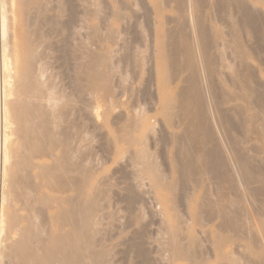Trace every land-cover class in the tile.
I'll return each mask as SVG.
<instances>
[{
	"label": "rangeland",
	"instance_id": "rangeland-1",
	"mask_svg": "<svg viewBox=\"0 0 264 264\" xmlns=\"http://www.w3.org/2000/svg\"><path fill=\"white\" fill-rule=\"evenodd\" d=\"M14 1L15 0H0V173L2 171V165L4 167L3 155L4 150L6 149V144L4 142V128L2 127V125H4V103H9L7 99L11 98L16 100L18 98V94H15L16 96L11 94L12 96L8 97L5 95L7 98H5L3 95V92L5 94V91L8 90V86H6L8 82L5 78L7 73L5 70L2 71L1 68V58L3 56V51L6 50L5 53H9L8 57L12 65V76L16 74L17 70L21 68L23 64H25L26 57H28L27 55L30 54L31 56L29 55L30 57L28 58L29 61L30 58H32L31 61L33 63L32 64L30 61V69L32 68L34 75L36 77L38 76L39 81L41 79L42 81L45 80L44 82L52 87V98L46 97V99L44 98V100H40V108H44V110L51 113V115L53 114L51 116L47 113L46 118L49 123L51 122L50 126L54 131L53 135H56L53 136L54 146L52 143V147L47 150L48 156L46 155L42 158H35V161L47 164L56 163L59 168L58 174L60 176L63 174L62 176L64 177V172H61L62 174H60V170L64 171L63 164L61 162V164H59L58 162L60 157L64 153V147L62 143L64 137L63 133L66 131V128H68L69 130V128H71V126L75 124V127H72L75 129L69 132V136L76 132L77 135L75 134V136L79 141L72 140L73 135L72 139L69 137V141L73 142L70 143L71 147L74 148L79 146L81 148V154L78 158V160L80 159L81 161L79 160L78 162L80 164L82 162V168L84 167L85 169H83L86 170V172L88 171L87 173L90 175L89 188L87 191L90 195H94L95 192V197L97 196L96 209L95 212L91 215V218H93L95 221L93 227L91 226L92 228L90 227V229L88 230V235H91V243L90 247H88L87 249V253H90L92 255V253H100L101 250H104V252L107 251L106 254L104 253V256H102V264H187V260H180L175 258L173 259L172 251L170 250L171 247L170 245H168L170 244L169 236H171V234L167 233V230L172 227L174 223H178L180 221V225L178 223V226L179 228H183V230L180 229V232H183L177 235L178 241L180 242V244L182 243V245L187 246L189 244V247L193 246V252L195 251L193 254H195L197 259L203 260L204 264H229L230 262V264H264V255L263 257L256 258V256L254 257V255H251L248 251L255 248H262L261 250L264 251V232L262 226L264 224L261 223H264V150L261 149L263 145L260 146V138L257 135L258 133L255 132V127H253H257L258 123L264 119V0H184L185 3H183V6L180 4L179 0H37L36 4L38 6L36 4H32L34 8H32L31 4L30 7V5H26L25 3H23L26 0H16L15 3ZM4 2L6 4L5 7L7 8L2 9L3 7L1 6ZM179 4L181 6H179ZM179 7L183 8L179 9ZM43 8L45 11L43 10ZM24 9L25 14L23 11ZM40 10H42L43 12ZM2 12L6 13L7 17H12V15L14 16L10 20V23L5 20L10 24V28H7V44L4 43L5 41L2 42L3 40H1V30L3 29V25L5 24L4 26L7 27L6 22H2V15L4 14ZM31 19H33V21H31ZM232 19L234 24L232 22ZM34 27L36 28V30L34 29ZM237 28L239 31L237 30ZM217 29L219 30V33H223L218 35L220 37H217V35H215V32L218 31ZM200 30H202V36ZM38 31L43 35H40L42 36V39H40L41 41L31 40L33 39V32ZM236 31H238V33ZM103 33H105L106 35ZM235 34H237L236 37L239 38L237 39V42L240 43L236 44L241 45L240 47H245L244 49H246L247 52L249 51L248 54H251L248 55V58H246V63H242L243 60L239 62L240 60L238 59L241 58H239L236 52L238 50L233 47V45L235 44V42L233 41V36L235 37ZM203 35H205L204 37H206L208 41L210 40L209 54L210 56L212 55V61L214 60L212 62L213 65L211 64L214 68L212 77L210 74H208L210 75V78L209 76H207L206 70H204V67L206 68V66L203 65L205 64V62L204 59L202 61L203 56H201L202 52L200 47L202 40L201 38L199 39V37H203ZM27 38L29 40H27ZM111 38L113 39V41ZM187 38L190 41L191 46L193 47V51H195L194 66H196L195 74L198 76V82L196 83H199L196 84L197 86H193V82L191 81V76L195 75L193 74L195 71L193 72L191 69H188L189 67H187L186 65L185 66L187 69H184V66V68L180 66L183 62H185L186 55L183 53L185 51H179L178 54H176L177 52L174 51V44H182V41ZM215 39L219 42H217ZM28 41L34 42H30L29 44ZM232 41L234 42V44ZM241 43L243 44V46ZM236 44L234 46H237ZM3 46L5 48L4 50H2ZM231 46L233 47V49L235 48V51L233 50L232 52ZM29 47H33L34 50ZM81 47H83V49ZM27 49L29 50V54L28 51L26 52ZM30 49L32 50L33 55L31 54ZM37 50L38 52H35ZM83 52H85L86 54H84ZM162 55L166 59H163V67L164 75H167L168 79L178 71L175 70V72L171 73L172 71H174L173 67H175L172 65L171 61H175L176 57L177 60L181 62L180 64V62L176 60V62L180 64L179 68H183L181 71H178L179 74L177 79H173V82H170L168 84V90L170 91L171 99L174 100V104L178 101H176L175 98L178 99L179 92L181 94L183 90H188L189 88L190 90L194 89L195 87L198 88V90H200L201 92V95L204 97L203 98L201 96L202 100L204 99L203 101L206 104L205 106L207 111L205 110V117H203L205 120H209L208 122L210 124V132L214 134L213 138L217 139H215L214 142L216 141L215 143L218 145L219 154L221 156V162L219 163V165H217L216 168L218 175L221 176L220 178L217 177V183L220 182V185L216 183V177L212 174H208L207 179H205L204 181H199L193 173L187 170V166H184V164H187L190 160L187 159V157L190 156L188 152L189 148L192 146L190 145V141L188 142L184 139L177 140L179 139L177 137L181 136V132H185L187 128L191 130L192 126L191 124H189L188 126V123H185V117L183 118V116L185 115L184 112H180L182 110L178 105L179 102L176 103L175 108L173 109L175 112L172 123L168 124L165 116L162 114L164 108L161 104V98L164 95V89L161 85L162 75L160 73L159 62V57ZM95 56L100 61L98 62V65L100 64V66L103 59H109L107 60L109 68L106 67L105 69L107 70L104 69V71L109 72L111 70L110 74L108 73L110 76L109 80L111 82V95L110 93L109 95H107L108 99H105L106 96L104 98L103 93H100L103 96L99 95L98 92V94H95V92L92 93V89H89L87 88L89 86H86V84L88 83H85L87 82V79H85L86 77H84L85 74L83 72L87 69L89 62L92 60V58H95ZM106 56L107 58H105ZM102 57L103 59L100 60L99 58ZM16 60L19 61L16 62ZM37 64L39 66H37ZM166 64L168 67H166ZM178 64L176 66L177 68ZM80 68L81 72L79 71ZM239 71L241 72V74L246 73V80L245 78L242 79ZM229 74L231 75V77ZM80 75L82 76V78L84 77V79H82ZM234 78H237V80H235ZM239 78L242 79L244 83H246V86L248 84L249 87L247 86L246 88L253 90V93H251L250 91V94L248 93L250 97L249 99H252L249 100L250 103L248 104L250 106L248 105V107L250 108L245 111L246 114L244 112H241L239 114V110L235 109L238 104L243 105V101L236 100L226 102L225 96L222 94L225 93V91L232 93L235 91L237 92L238 89L234 91L232 89L235 88L233 86L235 85V83H242L240 82ZM76 79H81L82 83H80V81ZM233 79L235 82H233ZM211 82H214V84ZM82 84L85 87L82 86ZM221 84L223 85L221 86ZM209 85H212L211 88H213V90H215L214 88L216 87L215 91H217L219 95L222 94V96H224L223 98L225 103L222 104V107L223 110L226 111V113H224L229 114H227L229 116H227V118L229 119L227 123L229 125L224 124L223 126V124H220L221 122H219V116L217 115L216 109L212 103L213 94L212 89L211 91H209ZM254 91H256V93ZM15 93L17 92L15 91ZM13 96L15 97L13 98ZM254 98L256 100L259 99L258 102L262 104H259ZM67 99L68 105H64L67 102ZM236 102L237 105H235ZM256 103H258L259 105L257 104V106ZM231 107L234 110H232ZM259 108L263 113L260 114V118L262 119H257L256 121L255 118H253L254 120H251H253L254 125L253 122L251 123V121H249V123L248 120L247 122L245 121L246 123L244 122V124H246L244 125L241 121V116L246 118L248 116L247 113H249V116H251L253 113V115H255L260 112V110L258 111ZM256 111L258 112L255 113ZM58 113L60 115H58ZM175 114H178L177 118H182L177 119L175 117ZM63 116L65 117L63 118ZM125 117L128 119H126ZM123 118H125L126 120H123ZM129 118H131V120L133 121H139V119L145 118V129L137 128V131L135 130L134 133L136 136H143L144 133H146L144 146L146 150L148 149L149 153L151 152L150 155L152 156L156 164L158 163V168L161 171L163 178L165 177L164 180H167L166 182H173V178H175V182H173L175 183V188L173 190L170 188H158L155 185L153 186L154 183H151L152 181L145 178V176L140 177L139 171L141 170V166L137 164L132 158V150H134V147H132L131 149L128 144L117 142L115 136L116 132L113 129L114 127H116V125L118 127L120 126V123L122 124V122H125L127 120L129 121ZM174 118L177 124L175 123ZM35 120L36 119H34V121ZM37 120L36 122L39 121ZM180 120L181 122H179ZM12 121L14 120L11 119L10 121V137L8 140V147L10 149L11 146L12 148H14V146L17 145L16 143H19V139L16 138V132H13L15 131L17 124ZM230 121L232 122L230 123ZM79 123L82 125L80 126ZM247 123L248 126L250 125L249 127H247ZM227 125L228 127H226ZM81 127L85 131L82 130ZM245 128L246 132H244ZM175 133L178 135L174 139V137L176 136ZM203 133L206 138H203L205 137ZM203 133L201 139L205 140H202V142L204 141V143L206 142V145L208 144L209 147H212L210 146L212 145L210 138L205 132ZM12 134H14L15 137H13ZM172 134L174 137L170 136ZM82 135H84V138ZM75 136L74 139H76ZM80 136H82V138H80ZM181 143L183 144V146L185 144V146L183 147ZM128 146L129 150L131 149L130 151L132 153L129 152ZM138 147L140 146H135V148ZM236 151L240 152V157L243 159V163L242 160L237 161L238 158L237 156H235ZM11 152L13 153V151ZM9 154L11 156V153ZM14 156L15 153L10 157L11 161L14 160ZM56 158L58 160H56ZM84 163H86V165ZM13 170H15V168ZM18 173L26 174L27 172L26 169L25 171L22 169L19 170ZM60 176L58 178H60ZM223 176L224 179L222 178ZM195 177L197 178V180ZM227 178L229 181L227 180ZM257 181H259V183ZM97 187L99 188V190H97ZM55 189L56 190L50 188L48 189L47 187L43 188V191L51 197L52 202H54L55 204L53 203L52 206H49L47 208L45 207L41 211L42 214L39 215V218H36V222H44L43 226L45 227L46 225L45 228H49V230H47V232L45 233H49L51 232V230L54 232H56L57 230L58 233V229H60L59 232L63 231L62 233H65L68 228H70V225L61 223L63 222L61 221L62 218L60 220L58 218L56 219L58 223L56 220L53 222L51 215H53V213L55 214L57 210L61 211V209L58 208L60 205V208L63 206L62 210H64L65 208L68 209V207L72 205L71 202H67L66 199H64L66 195H70L72 194V192L68 190L64 191L63 189L59 188ZM93 189L95 190L93 191ZM10 191L11 190L8 179L6 178V180H3V176L1 177L0 174V213L3 208H5L9 203L12 202ZM3 199L4 201L2 203ZM66 203L69 204V206ZM198 203H200L199 206L201 208H199ZM38 204L39 203L37 202L35 205L37 206ZM203 204L204 206H202ZM218 205L221 207H219ZM19 206L20 204L15 205V208H17L16 213H18V216H20V218H22L23 220L21 219L18 224L19 226L20 224H23L21 225V227H23L24 224H27V220H29L27 217H32L33 214L29 213L25 208H20L21 206ZM204 209L207 210L203 212ZM219 209L222 211L225 210L223 212V215H221L222 212L219 211ZM225 212L227 215L225 214ZM197 213L198 216L197 218H195V214ZM175 214L179 216L176 218V216H174ZM21 215L24 217H21ZM44 215L50 216L47 217ZM199 216L200 219H198ZM227 217L228 219L230 218L229 221ZM177 219L178 222H176ZM196 219L197 221L200 220V223H196ZM224 219H226L227 221ZM46 220L49 222V224H45ZM220 228H224V232L222 231L223 229ZM225 229L228 231H226ZM215 234H220V236L215 237ZM222 234L224 238H221ZM192 235L194 238L192 237ZM19 237L20 232L17 230V228H11L7 223L6 227H4V233L0 234V264H19V262L21 261V256L18 251L19 245L16 246V243L20 239ZM189 237H192V240L195 239V242L193 241L192 243H188ZM213 239H216V241L218 242ZM196 240L198 242H196ZM196 244L198 245L195 247ZM197 247L200 250H197ZM16 251L17 253H15ZM224 254H231L229 256L230 260L227 258L229 261L225 258Z\"/></svg>",
	"mask_w": 264,
	"mask_h": 264
},
{
	"label": "bare ground",
	"instance_id": "bare-ground-1",
	"mask_svg": "<svg viewBox=\"0 0 264 264\" xmlns=\"http://www.w3.org/2000/svg\"><path fill=\"white\" fill-rule=\"evenodd\" d=\"M23 1V0H22ZM46 1V0H45ZM168 1V0H167ZM6 2V1H5ZM5 2L3 3V5L1 7H3L2 9L4 8H7L5 7ZM16 2V0L14 1V3ZM180 4L183 6L185 3L184 0H179ZM231 2V1H230ZM13 3V2H12ZM23 3H25L26 5H32V4H36L37 3V0H26L24 1ZM44 3V2H43ZM47 3V2H46ZM81 3V2H80ZM83 3V2H82ZM243 3V2H242ZM39 4V2H38ZM87 4V3H86ZM179 4V6H181ZM210 4V3H209ZM30 5V7H31ZM37 5V4H36ZM80 5V4H79ZM83 5V4H82ZM89 5V4H88ZM111 5V4H110ZM168 5V4H167ZM190 5V4H189ZM244 5V4H243ZM35 6V5H34ZM38 6V5H37ZM36 6V7H37ZM71 6V5H70ZM86 6V5H85ZM192 6V5H191ZM225 6V5H224ZM242 6V5H240ZM45 7V6H44ZM89 7V6H88ZM161 7V5H160ZM226 7V6H225ZM32 8L33 5H32ZM180 8H183V7H179ZM231 8V7H229ZM241 8V7H240ZM240 8H239V11H240ZM36 9V8H35ZM119 9V8H118ZM223 9V7H222ZM243 9V8H242ZM6 10V9H5ZM4 10V12H5ZM29 10V9H28ZM27 10V11H28ZM32 10V9H31ZM38 10V9H37ZM44 10V8H43ZM82 10V9H81ZM177 10V9H176ZM24 11V14H25V9L23 10ZM33 11V10H32ZM42 11V10H40ZM45 11V10H44ZM113 11V10H112ZM115 11V10H114ZM180 11V10H178ZM228 11V10H227ZM2 12V13H4ZM35 12V11H34ZM43 12V11H42ZM92 12V11H91ZM182 12V11H181ZM112 13V12H111ZM217 13V12H216ZM234 13V12H233ZM232 13V14H233ZM5 14V16H4ZM1 17H2V22H4L5 20H7L9 23L11 22L10 20L14 17L12 15V17H7L6 13H4ZM39 14V12H38ZM77 14V13H76ZM81 14V13H80ZM119 14V13H118ZM228 14V13H227ZM30 15V14H29ZM83 15V14H82ZM85 15V14H84ZM114 15V13H113ZM117 15V14H115ZM239 15V14H238ZM247 15V14H246ZM42 16V15H40ZM74 16V15H73ZM76 16V15H75ZM91 16V15H89ZM181 16V15H180ZM47 17V16H46ZM119 17V15H118ZM220 17V16H219ZM42 18V17H41ZM71 18V17H70ZM74 18V17H73ZM182 18V17H181ZM215 18V17H214ZM1 19V18H0ZM36 19V18H35ZM46 19V18H45ZM56 19V18H55ZM79 19V18H78ZM118 19V18H117ZM249 19V18H248ZM57 20V19H56ZM70 20V19H69ZM72 20V19H71ZM74 20V19H73ZM120 20V19H119ZM221 20V18H220ZM239 20V19H238ZM247 20V19H246ZM28 21V19H27ZM31 21H33V19H31ZM48 21V20H47ZM82 21V20H81ZM84 21V20H83ZM202 21V20H201ZM217 21V20H216ZM245 21V19H244ZM6 22V21H5ZM75 22V21H74ZM232 22H233V19H232ZM231 22V23H232ZM242 22V21H241ZM9 23L6 22L7 24V27L4 26L3 24V29L1 30V40H3L2 42H4L5 44L6 43V36H7V28L9 27ZM35 23V22H34ZM180 23V22H179ZM209 23V22H208ZM223 23V22H222ZM228 23V22H227ZM246 23V22H245ZM248 23V22H247ZM74 24V23H73ZM89 24V23H88ZM225 24V23H224ZM223 24V25H224ZM234 24V22H233ZM66 25V24H65ZM96 25V24H95ZM110 25V24H109ZM200 25H201V22H200ZM226 25V24H225ZM230 25V24H229ZM238 25V24H237ZM244 25V24H243ZM27 26V25H26ZM30 26V25H29ZM36 26V25H35ZM41 26V25H40ZM90 26V25H89ZM105 26V25H104ZM108 26V25H107ZM222 26V25H221ZM236 26V25H235ZM6 27V28H5ZM32 27V26H31ZM30 27V28H31ZM83 27H84V24H83ZM200 27V26H198ZM203 27V26H202ZM237 27V26H236ZM10 28V27H9ZM93 28H94V25H93ZM110 28V27H109ZM108 28V29H109ZM149 28V27H148ZM228 28V27H227ZM232 28V27H231ZM27 29V28H26ZM25 29V30H26ZM32 29V28H31ZM34 29L36 30V28L34 27ZM33 29V30H34ZM70 29V28H69ZM97 29V28H96ZM103 29V28H102ZM118 29V28H117ZM183 29V28H182ZM233 29V28H232ZM243 29V28H242ZM29 30V29H28ZM39 30V29H38ZM83 30V29H82ZM112 30V29H111ZM206 30V29H205ZM218 30V29H217ZM238 30V28H237ZM30 31V30H29ZM27 31V32H29ZM40 31V30H39ZM33 32L34 35H33V39L31 40H40L42 39V34L41 32ZM74 31V30H73ZM86 31V30H85ZM130 31V30H129ZM216 31V30H215ZM214 31V32H215ZM239 31V30H238ZM238 31H236L238 33ZM88 32V31H87ZM111 32V31H110ZM113 32V31H112ZM165 32V31H164ZM197 32V31H196ZM201 32V36H202V30H200ZM211 32V31H210ZM213 32V33H214ZM243 32V31H241ZM93 33V32H92ZM173 33V32H172ZM170 33V34H172ZM183 33V32H182ZM185 33V32H184ZM222 33V32H221ZM221 33H219V30L217 32H215V35H217V37H220L218 35H220ZM230 33V32H229ZM235 33V32H233ZM88 34V33H87ZM105 34V33H103ZM114 34V33H113ZM112 34V36H113ZM204 34V33H203ZM223 34V33H222ZM30 35V34H28ZM27 35V37H28ZM42 35V36H40ZM46 35V34H45ZM95 35V34H94ZM101 35V34H100ZM106 35V34H105ZM108 35V34H107ZM176 35V34H175ZM192 35V34H191ZM199 35V34H198ZM237 34H235V37H236ZM47 36V35H46ZM90 36V35H88ZM92 36V34H91ZM205 35H203V37H199V39L201 38V52H202V55L203 58H202V61L204 59V62L206 66V68L204 67V70H206V73H207V76H209L210 78V75L212 77V74L214 72V68L212 67V55L210 56L209 54V46H210V40L208 41V39H206V37H204ZM242 36V35H241ZM246 36V35H245ZM45 37V36H44ZM100 37V36H99ZM111 37V36H110ZM116 37V36H115ZM177 37V36H175ZM185 37H188V36H185ZM213 37V36H212ZM234 38V42L235 44L238 43L240 44L239 42H237V39L239 38ZM24 38V37H23ZM32 38V37H31ZM78 38V37H77ZM93 38V37H92ZM97 38V37H96ZM114 38V36H113ZM167 38V37H166ZM169 38V37H168ZM215 38V37H214ZM26 39V38H25ZM90 39V38H89ZM99 39V38H98ZM112 39V38H111ZM165 39V38H164ZM178 39V38H177ZM183 39V38H182ZM222 39V38H221ZM230 39V38H229ZM27 40H29L27 38ZM168 40V39H166ZM213 40V39H212ZM216 40V39H215ZM225 40V39H224ZM25 41V40H24ZM34 41H28L29 44L30 42L33 43ZM41 41V40H40ZM48 41V40H47ZM75 41V40H74ZM98 41V40H97ZM113 41V39H112ZM176 41V40H175ZM217 42H219L218 40H216ZM222 41V40H221ZM231 41V40H230ZM232 41V42H233ZM8 42V41H7ZM73 42V41H72ZM93 42V41H92ZM91 42V43H92ZM111 42V41H110ZM136 42V41H135ZM183 43L180 45L178 43L174 44V51L177 52L176 54H178V52H183V50L185 52H183L185 55H186V58H185V62L181 64L180 61L177 60V57L175 58L178 62H180V64H178V62L175 61H171L172 62V65L175 66L173 67L174 71H172L171 73L175 72V70L177 71H181L184 67V69H187V67H189L188 69H191L193 72L196 70V66H194V61H195V54L193 51V47L191 46V43L190 41L187 39L183 40L182 41ZM215 42V41H214ZM233 42V44H234ZM25 43V42H24ZM36 43V42H35ZM88 43V42H87ZM230 43V42H229ZM244 43V42H243ZM46 44V43H45ZM98 44V43H96ZM117 44V43H116ZM141 44V43H140ZM139 44V45H140ZM232 44V45H233ZM234 44V45H235ZM236 44L237 46H234L238 51L237 54L239 56V58L241 59H238L240 60L239 62H241L242 60V63H246V58H248V55H251V54H248V52L246 51V49H244L245 47H240L241 45H238ZM242 44V43H241ZM245 44V43H244ZM39 45V44H38ZM200 45V44H199ZM222 45V44H221ZM226 45V44H225ZM230 45V44H229ZM5 46V45H4ZM2 48V50H4L5 48ZM85 46V45H84ZM99 46V45H98ZM148 46V45H147ZM171 46V44H170ZM173 46V45H172ZM243 46V44H242ZM6 47V46H5ZM44 47V46H43ZM68 47V46H66ZM86 47V46H85ZM84 47V48H85ZM141 47V46H139ZM224 47V46H223ZM230 47V46H229ZM232 47V46H231ZM233 47L231 48L232 49V52L233 50ZM260 47V46H259ZM29 48H32L34 50L33 47H29ZM41 48V47H40ZM80 48V47H78ZM83 49V47H81ZM87 48V47H86ZM101 48V47H100ZM215 48V47H214ZM219 49V48H218ZM221 49V48H220ZM224 49V48H223ZM227 49V47H226ZM225 49V50H226ZM229 49V48H228ZM260 49V48H259ZM31 50V49H30ZM77 50V49H76ZM85 50V49H84ZM222 50V49H221ZM6 51V50H5ZM5 51H3V56L1 58V65H2V71L5 70L7 75H6V81L8 82V84L6 86H8V90L5 91V94L3 92V95L5 98H7L8 96H12L11 94L15 95V94H18V98L16 100L14 99H7L9 101V103L7 104L4 103L5 105V113H4V125H2V127L4 128V142L6 144V149L4 150V155H3V163H4V167L2 165V171H1V177L3 176V180H6V178L8 179L9 181V185H10V195H11V198H12V202L9 203L5 208L2 209L1 213H0V234L4 233V227H6L7 223L10 225L11 228H17V230L20 232V239L19 241L16 243V246L19 245V253H20V256H21V261L19 262V264H102L101 261L102 260V256H104V253L106 254V252H104V250H101V252L94 254L92 253V255L90 253H87L88 252V247H90V243H91V235L89 236V232L88 230L90 229V227L92 226L93 227V224H94V219L91 218V215L92 213L95 212V209H96V205H97V199L95 197V192H94V195H90L88 193V188H89V181H90V178H89V174L86 172V170H84L82 168V162L81 164L78 162V158L80 157V154H81V151H80V147H71V144L70 143H73V142H70L69 139L71 138L72 139V135H73V139L72 140H77V137L75 136V134L77 135V133H73L71 132L72 135L69 136V132L71 130H74L75 128H72V127H75V124H73V126H71V128H66V131L63 133L64 134V137H63V149H64V153L63 155L60 157L59 159V164H63V170H60V174H62L64 172V177L61 175L58 174L59 172V168L57 166L56 163H52V164H47V163H43V162H38V161H35V158H42L43 156H48L47 154V150L49 148L52 147V143H53V146H54V142H53V136H56V135H53V130L50 126L51 122L49 123V121L47 120L46 118V114H50L49 112L45 111L44 108H40V100H44V98L46 99V97L48 98H52L51 96L53 95L52 93V87L49 86V84L45 83L44 81H42V79L39 81V78L38 76L36 77L32 71V68L30 69V65L32 63L31 59L30 58V61H29V58L31 55L29 54V50L27 49L26 52L28 51V54L30 55H27L28 57H26V62L25 64H23V66L21 68H19L16 72V74L14 76H12V65H11V61L8 57V54L5 53ZM235 51V50H234ZM31 54L33 55L32 53V50L30 51ZM34 52V51H33ZM35 52H38L35 51ZM80 52V51H79ZM107 52V51H106ZM147 52V51H146ZM231 52V53H232ZM75 53V52H74ZM84 54H86L85 52H83ZM99 53V52H98ZM104 53V52H103ZM111 53V52H110ZM211 53V52H210ZM220 53V52H218ZM91 54V53H90ZM94 54V53H93ZM108 54V53H107ZM149 54V53H148ZM168 54V53H167ZM175 54V55H176ZM183 54V55H184ZM42 55V54H41ZM72 55V54H71ZM97 55V54H96ZM102 55V53H101ZM104 55V54H103ZM218 55V54H217ZM36 56V55H35ZM74 56V55H73ZM221 56V55H219ZM232 56V55H231ZM236 56V55H235ZM40 57V56H39ZM45 57V55H44ZM43 57V59H44ZM91 57V56H90ZM99 57V56H98ZM101 57V56H100ZM86 58V56H85ZM107 58V56L105 57ZM226 58V56H225ZM228 58V57H227ZM238 58V57H236ZM28 59V61H27ZM100 60L103 59L102 58H99ZM163 59L164 56H160L159 57V62H160V73L162 75V80H161V85H162V88L164 89V95L163 97L161 98V104H162V107L164 108L162 114L165 116V119L166 121L168 122V124L172 123L173 121V116H174V108H175V105L177 102L180 109L182 111H179L180 112H184V115L183 118L185 117V120L186 121L185 123H188L187 125L189 126V124H191L192 126V129L190 130L189 128H187V130H185V132H181V136H178V134H176V136L174 137L173 134L170 135V136H173L174 139L177 137L179 139L177 140H187L188 142L190 141V145L193 147H190L189 148V155L187 157V159H190L188 161L187 164H184V166L186 167L187 166V170L190 171L191 173H193L199 181H204L205 179H207V176L208 174H212L216 177V183L218 182V178H220L221 176L218 175V172H217V165H219V163L221 162V156L219 154V150H218V145L214 142V139L213 138V135L210 131V124H209V120H205L204 117H205V110H206V104L204 103V99L202 100V95H201V92L200 90H198V88H194L192 90H190V88L187 90H183V92H179V97L178 99H176V103L174 104V100L171 99V94H170V91L168 90V84L170 82H173V79H177L178 77V74L179 72H175V74H173L172 77H170L169 79L167 78V75H164V67H163ZM169 59V58H168ZM184 59V58H183ZM24 60V59H23ZM38 60V59H37ZM41 60V59H40ZM81 60V58H80ZM109 60V59H107ZM107 60L106 59H103L101 62V66L100 64L98 65V62H100L98 60V58H92V60L89 62L88 66H87V69L83 72L85 75L84 77H86L85 79H87V82L85 83H88L86 84V86H89L87 88L89 89H92V93L95 92V94L98 92L99 95H102L100 93H103L104 95V98L106 96L105 99H108L107 98V95H109L111 89H110V80H109V74L111 72L109 71H104V69L107 67L109 68L108 66V63H107ZM166 60V59H165ZM173 60V59H172ZM197 60V58H196ZM19 60H16V62H18ZM84 61V60H83ZM104 61V62H103ZM140 61V60H139ZM170 61V60H169ZM201 61V62H202ZM36 62V61H35ZM85 62V61H84ZM115 62V61H114ZM147 62V61H146ZM237 62V61H236ZM40 63V62H39ZM43 63V62H42ZM80 63V62H78ZM88 63V62H86ZM107 63V64H106ZM138 63V62H137ZM142 63V62H141ZM153 63V62H152ZM169 63V62H168ZM185 63V64H184ZM248 63V62H247ZM13 64V63H12ZM33 64V63H32ZM165 64V63H164ZM178 64V68L176 67ZM212 64V65H211ZM234 64V63H233ZM241 64V63H240ZM45 65V64H44ZM80 65V64H79ZM82 65V63H81ZM87 65V64H86ZM143 65V64H142ZM148 65V64H147ZM169 65V64H168ZM179 65L180 66H184L182 69L179 68ZM186 65V66H185ZM224 65V64H223ZM239 65V64H238ZM37 66H39L37 64ZM43 66V65H42ZM100 66V67H99ZM141 66V65H140ZM171 66V65H170ZM169 66V67H170ZM246 66V65H245ZM36 67V66H35ZM41 67V66H40ZM111 67V66H110ZM166 67L167 64H166ZM172 67V66H171ZM225 67V66H224ZM243 67V66H242ZM82 68V67H81ZM81 68L79 69V71L81 70ZM84 68V67H83ZM220 68V67H219ZM238 68V67H237ZM246 68V67H245ZM172 69V68H171ZM180 69V70H179ZM200 69V68H199ZM37 70H38V67H37ZM107 70V69H105ZM109 70V69H108ZM220 70V69H219ZM224 70V69H223ZM243 70V68H242ZM41 71V70H40ZM46 71V69H45ZM168 71V70H167ZM185 71V70H184ZM228 71V70H227ZM231 71V70H230ZM12 72V73H11ZM35 72V71H34ZM38 72V71H37ZM72 72V71H71ZM78 72V71H77ZM81 72V71H80ZM240 72V71H239ZM79 73V72H78ZM109 73V74H108ZM196 71L193 73L195 74ZM230 73V72H228ZM236 73V72H235ZM245 73V72H244ZM166 74V73H165ZM210 74V75H208ZM41 75V73H40ZM47 75V73H46ZM82 75V74H81ZM80 75V76H81ZM215 75V74H214ZM230 75V74H229ZM240 75L242 76V79L245 78V74H241L240 72ZM75 76V75H74ZM79 76V74H78ZM77 76V77H78ZM190 76V75H189ZM240 76V77H241ZM42 77V75H41ZM84 77L81 78L84 79ZM112 77V76H111ZM193 77V78H192ZM197 75L195 74L194 76H191V81L193 82V86L196 85V84H199V83H196L198 82L197 81ZM214 77V76H213ZM231 77V75H230ZM13 78V79H11ZM55 78V77H54ZM73 78V77H72ZM80 78V77H79ZM208 78V77H207ZM208 78V79H209ZM171 79V80H170ZM221 79V78H220ZM226 79V78H225ZM228 79V78H227ZM235 79V78H234ZM233 79V82H235ZM242 79L239 78L240 84H237L235 83V85H233L235 88L232 89L233 91L238 89L237 92H226L225 93H222L224 96H225V99H226V102L228 101H236V100H240V101H243L244 104H238L237 105V102L235 105H237L235 107V109L239 110V114L242 112L245 113V111L250 108L248 107V103L250 97H249V91L251 93H253L251 89H248L246 88L248 86L245 85L246 83H244L242 81ZM4 80V79H3ZM78 80V79H76ZM113 80V78H112ZM201 80V79H200ZM214 80V79H213ZM237 80V78L235 79ZM246 80V78H245ZM244 80V81H245ZM250 80V79H249ZM248 80V81H249ZM261 80V79H260ZM5 81V80H4ZM74 81V80H72ZM80 81V83H82V80H78ZM77 81V82H78ZM204 81V80H203ZM210 81V80H208ZM212 81V79H211ZM258 81V80H257ZM256 81V82H257ZM76 82V83H77ZM191 82V83H192ZM230 82V81H229ZM239 82V81H237ZM83 83V84H85ZM113 83V82H112ZM214 84V82H211ZM249 83V82H247ZM75 84V83H74ZM82 84V86H84ZM212 84V85H213ZM233 84V83H231ZM262 84V83H261ZM211 85V86H212ZM223 84H221L222 86ZM250 85V84H249ZM4 86V85H3ZM14 86V87H13ZM81 86V87H82ZM197 86V85H196ZM210 86V85H209ZM210 86V90L212 89V96H213V105L216 109V112H217V115L219 116V122H221L220 124H228L227 121H229V119L227 118L228 115L225 114L226 111L223 110V107H222V104L225 103L224 101V96H222V94H218L216 90V87L214 88L215 90H213V88H211ZM79 87V86H78ZM80 87V88H81ZM85 87V86H84ZM82 87V88H84ZM205 87V86H204ZM249 87V86H248ZM261 87V86H260ZM59 88V86H58ZM79 88V89H80ZM81 88V90H82ZM246 88V89H245ZM14 89V90H13ZM85 89V88H84ZM201 89V88H200ZM209 89V88H208ZM248 89V90H247ZM263 89V88H262ZM4 90V89H3ZM6 90V88H5ZM14 92H13V91ZM226 90V89H225ZM231 90V91H232ZM15 91L17 93H15ZM64 91V90H62ZM80 91V90H79ZM83 91V90H82ZM85 91V90H84ZM87 91V89H86ZM239 91V92H238ZM257 91V90H256ZM256 91H254L256 93ZM260 91V90H259ZM13 92V93H12ZM54 92V91H53ZM222 92V91H221ZM63 93V92H62ZM83 93V92H82ZM91 93V92H90ZM97 93V94H98ZM249 93V94H248ZM260 93V92H259ZM64 94V93H63ZM66 94V93H65ZM78 94V93H77ZM84 94V93H83ZM94 94V95H95ZM178 94V93H177ZM7 97H6V96ZM82 95V94H81ZM102 95V96H103ZM111 95V93H110ZM255 95V94H253ZM259 95V94H258ZM16 96V95H15ZM13 96V98L15 97ZM67 96V95H66ZM75 96V95H74ZM202 96V97H201ZM209 96V95H208ZM251 96V95H250ZM260 96V95H259ZM54 97V96H53ZM109 97V96H108ZM253 97V96H252ZM261 97V96H260ZM174 98V96H173ZM204 98V97H203ZM257 98V96H256ZM66 99V98H65ZM255 99V98H254ZM10 100H13V101H10ZM256 100V99H255ZM259 100V99H258ZM258 100H256L258 102ZM75 101V100H74ZM39 102V103H37ZM57 102V101H56ZM43 103V102H42ZM41 103V104H42ZM65 103V102H64ZM68 103V99H67V102L64 104L66 105ZM234 103V102H233ZM259 103V102H258ZM256 103V105L258 104ZM56 104V103H54ZM255 104V103H254ZM259 104H262V103H259ZM258 104V105H259ZM68 105V104H67ZM253 105V104H251ZM255 105V106H256ZM257 105V106H258ZM49 106V105H48ZM250 106V105H249ZM60 107V106H59ZM178 107V106H177ZM176 107V108H177ZM178 107V108H179ZM212 107V106H211ZM263 107V106H262ZM79 108V107H78ZM84 108V107H83ZM261 108V107H260ZM260 108L258 109V111L260 110ZM47 109V108H46ZM63 109V108H62ZM71 109V108H70ZM195 109V110H193ZM232 109V107H231ZM80 110V109H79ZM84 110V109H83ZM234 110V109H232ZM264 110V109H263ZM69 111V110H68ZM77 111V110H76ZM137 111V110H136ZM194 111V112H193ZM207 111V110H206ZM258 111H256L255 113H257ZM62 112V111H61ZM60 112V114H61ZM64 112V111H63ZM66 112V111H65ZM72 112V111H71ZM132 112V110H131ZM177 112V111H176ZM210 112V111H209ZM214 112V111H213ZM225 112V113H224ZM232 112V111H231ZM261 112V110H260ZM257 113L255 115L252 114L251 116H249V113L248 116L245 118L243 116L242 117V122L244 124V122L248 120L251 121V123L253 122V118H255V120L257 121V119H262L260 118V114H263L262 112L261 113ZM54 113V112H53ZM58 113V115H60ZM91 114V113H90ZM181 114V113H180ZM179 114V115H180ZM183 114V113H182ZM233 114V113H232ZM235 114V113H234ZM238 114V113H237ZM246 114V113H245ZM53 115V114H52ZM51 115V116H52ZM56 115V114H55ZM89 115V114H88ZM178 115V114H177ZM177 115L175 114V117L177 118ZM210 115V114H209ZM244 115V114H243ZM119 116V115H118ZM134 116V115H133ZM181 116V115H180ZM202 116V117H201ZM204 116V117H203ZM245 116V115H244ZM264 116V114H263ZM60 117V116H59ZM65 116H63L64 118ZM229 117V116H228ZM240 117V118H241ZM262 117V116H261ZM50 118V117H49ZM54 118V117H53ZM126 118V117H125ZM123 118V120H126L128 118ZM178 118H182V117H178ZM177 118V119H178ZM203 118V119H202ZM12 122H15L17 124V127L15 129V131H13L14 133L16 132V135L19 140V143H16L17 145L14 146V148H12L11 146V149L8 147V140H9V137H10V133H9V129H10V121ZM34 119H38L36 122V120L34 121ZM62 119V118H61ZM131 120V118H129ZM228 119V120H227ZM253 119V120H251ZM122 120V121H123ZM125 121V122H122V124L120 123V126L114 127V131L116 132L115 133V136H116V140L117 142H123L125 144H128L130 146V148L132 149V147H134V150L133 153L129 150V146H128V150L129 152L132 153V158L133 160H135V162L137 164H139L141 166V170L139 171V176H145V178H147L148 180H151L152 182L151 183H154L153 186L155 185L156 187L158 188H162V189H167V188H170V189H174L175 186L173 182L175 178H173V182H166L162 176V173L161 171L159 170V166L156 164V162L154 161V159L152 158V156L150 155L148 149L146 150L145 148V135L146 133H144V137L142 135H139V136H136L134 131L136 130L137 131V128H140V129H145V125H146V120L145 118H141L139 119V121ZM175 120V118H174ZM232 120V119H231ZM264 120V119H263ZM261 120L257 127L256 126H253L255 127V132L258 133L257 135L259 136L260 138V146L263 145L261 147V149L264 150V121ZM182 121V122H184ZM255 121V122H256ZM65 122V121H64ZM71 122V121H70ZM116 122V121H115ZM181 122V120L179 121ZM232 121H230L231 123ZM237 122V121H236ZM245 122V123H246ZM66 123V122H65ZM76 123V122H75ZM118 123V124H119ZM175 123H176V120H175ZM250 123V122H249ZM14 124V123H13ZM12 124V125H13ZM80 124V123H79ZM145 124V125H144ZM177 124V123H176ZM180 124V123H179ZM182 124V123H181ZM234 124V123H233ZM241 124V123H240ZM82 124H80L81 126ZM174 125V124H173ZM185 125V124H184ZM218 125V124H217ZM229 125V124H228ZM228 125L226 127H228ZM246 125V124H244ZM253 125H254V122H253ZM212 126V125H211ZM220 126V125H219ZM232 126V125H231ZM234 126V125H233ZM250 126V125H249ZM248 126V123H247V127ZM12 127V126H11ZM77 127V126H76ZM79 127V126H78ZM84 127V126H83ZM187 127V126H186ZM213 127V126H212ZM54 128V127H53ZM82 128V127H81ZM148 128V127H147ZM191 128V127H190ZM252 128V127H251ZM117 129V130H116ZM183 129V128H182ZM212 129V128H211ZM81 130V129H80ZM82 130H84L82 128ZM218 130V129H216ZM246 128L244 129V132ZM254 130V129H253ZM76 131V130H75ZM78 131V129H77ZM85 131V130H84ZM146 131V130H145ZM228 131V130H227ZM11 132V130H10ZM58 132V131H57ZM81 132V131H79ZM169 132V131H168ZM171 132V131H170ZM174 132V131H173ZM205 132L208 137L210 138L211 142H212V147H209L208 144L206 145V142L204 143V141L202 142V140H205V139H201L202 137V133ZM226 132V130H225ZM253 132V131H252ZM56 133V132H55ZM54 133V134H55ZM90 133V132H89ZM59 134V133H58ZM255 134V133H254ZM204 135V133H203ZM230 135V134H229ZM246 135V134H245ZM248 135V133H247ZM13 137L14 134H12ZM74 136L76 137V139H74ZM83 138H84V135H82ZM82 136H80V138H82ZM205 136V135H204ZM70 137V138H69ZM207 137V138H208ZM220 137V136H219ZM245 137V136H244ZM247 137V136H246ZM55 138V137H54ZM59 138V137H58ZM203 138H206L203 137ZM208 138V139H209ZM254 138V137H253ZM15 139V138H14ZM79 139V137H78ZM170 139V138H169ZM12 140V139H11ZM81 140V139H80ZM110 140V139H109ZM217 140V139H216ZM79 141V140H77ZM172 141V140H171ZM169 141V142H171ZM246 141V140H245ZM251 141V140H250ZM60 142V141H59ZM84 142V141H83ZM176 142V141H175ZM182 142V141H180ZM194 144H192V143ZM258 142V141H257ZM219 143V142H218ZM262 143V144H261ZM76 144V143H75ZM78 144V143H77ZM180 144V143H179ZM182 144V143H181ZM210 144V143H209ZM247 144V143H246ZM256 144V143H255ZM258 144V143H257ZM84 145V144H82ZM81 145V146H82ZM87 145V144H86ZM85 145V146H86ZM136 145H139L140 147L138 148H135ZM189 145V144H188ZM206 145V146H205ZM238 145V144H237ZM74 146V145H72ZM183 146V144H182ZM185 146V144H184ZM183 146V147H184ZM89 147V146H88ZM189 147V146H188ZM256 147V146H255ZM73 148V149H72ZM237 148V147H236ZM84 149V148H83ZM82 149V150H83ZM86 149V148H85ZM152 149V148H151ZM180 149V148H179ZM188 149V148H187ZM234 149V148H233ZM61 150V149H60ZM150 150V149H149ZM13 151V153L11 152ZM52 151V150H51ZM186 151V150H185ZM222 151V150H221ZM49 152V151H48ZM84 152V151H83ZM82 152V153H83ZM178 152V151H177ZM247 152V151H246ZM249 152V151H248ZM253 152V151H252ZM256 152V151H255ZM11 153V156H13V154L15 153V156H14V160L11 161L10 159V154ZM60 153V152H59ZM87 153V151H86ZM182 153V152H181ZM51 154V153H50ZM49 154V155H50ZM84 154V153H83ZM126 154V153H124ZM157 154V153H156ZM222 154V153H221ZM238 158L237 161L239 160H242V163H243V159L240 157V152L239 151H236L235 153ZM252 154V153H250ZM262 154V153H261ZM153 155V154H152ZM179 155V154H178ZM248 155V154H247ZM255 155V154H254ZM182 156V155H181ZM187 156V155H186ZM82 157V156H81ZM157 157V156H156ZM253 157V156H251ZM59 158V157H58ZM174 158V157H173ZM183 158V157H182ZM227 158V157H226ZM258 158V157H257ZM82 159V158H81ZM158 159V158H157ZM250 159V158H249ZM56 160H58L56 158ZM55 160V161H56ZM186 160V159H185ZM223 160V159H222ZM81 161V160H80ZM178 161V160H177ZM180 161V160H179ZM236 161V162H237ZM247 161V160H246ZM245 161V162H246ZM61 162V163H60ZM241 162V161H240ZM257 162V161H256ZM177 163V162H176ZM180 163V162H179ZM178 163V164H179ZM251 163V162H250ZM58 164V165H59ZM86 165V163H84ZM175 164V163H174ZM249 164V163H248ZM181 165V164H180ZM244 165V164H243ZM61 166V165H60ZM134 166V165H133ZM249 166V165H248ZM259 166V165H258ZM90 167V166H89ZM179 167V166H178ZM184 167V168H185ZM219 167V166H218ZM223 167V166H222ZM15 168V170H13ZM176 168V167H175ZM183 168V167H182ZM220 168V167H219ZM243 168V167H241ZM24 170L26 169V174H20L18 173L19 170ZM180 169V168H179ZM233 169V168H232ZM251 169V168H250ZM229 170V169H228ZM243 170V169H242ZM245 170V169H244ZM163 171V170H162ZM166 171V170H165ZM183 171V170H182ZM256 171V170H255ZM62 172V173H61ZM95 172V170H94ZM188 172V173H190ZM246 172V171H245ZM264 172V171H263ZM25 173V172H24ZM165 173V172H164ZM248 173V172H247ZM20 174V175H19ZM71 174V175H70ZM238 174V172H237ZM4 175H5V179H4ZM166 175V174H165ZM218 175V176H217ZM243 175V174H242ZM247 175V174H246ZM8 176V177H7ZM60 176V178H58ZM149 178H148V177ZM193 176V175H192ZM206 176V177H205ZM63 177V178H62ZM170 177V176H169ZM185 177V176H184ZM194 177V176H193ZM195 177V178H196ZM218 177V178H217ZM196 178V180H197ZM214 178V177H213ZM224 179V176L222 177ZM226 178V177H225ZM251 178V177H250ZM169 179V178H168ZM210 179V178H209ZM260 179V178H259ZM191 180V179H190ZM228 180V178H227ZM249 180V179H248ZM255 180V179H253ZM179 181V180H178ZM192 181V180H191ZM223 181V180H222ZM225 181V180H224ZM229 181V180H228ZM99 182V181H98ZM212 182V181H211ZM251 182V181H250ZM259 183V181H257ZM194 183V182H193ZM200 183V182H199ZM220 183V182H219ZM217 183V184H219ZM180 184V183H179ZM235 184V183H234ZM252 184V183H251ZM193 185V184H192ZM220 185V184H219ZM262 185V184H261ZM152 186V187H153ZM174 186V187H173ZM194 186V185H193ZM47 187L48 189H54L56 190L55 188H59V189H63L64 191H71L72 194L70 195H66L64 197V199H66V201L68 202H71L72 205H70V207H68V209H64L62 210V207L60 208V206L58 207L59 209H61V211L57 210V212H55V214L53 213V215H51L52 219H53V222L58 218L59 220L61 219V223H64V224H68L70 225V228H68V230L65 232V233H62V232H59L60 229H58V233H57V230L56 232L52 231L49 232V233H45L47 232L48 229H46V225L45 227L43 226V223L37 221V219L39 218V215L42 214V210L46 207H49V206H52V204L54 202H52L51 200V197L46 194L44 191H43V188ZM105 187V186H104ZM195 187V186H194ZM231 187V186H230ZM259 187V186H258ZM96 188V187H95ZM98 188V187H97ZM192 188V187H191ZM251 188V187H250ZM256 188V187H255ZM101 189V188H100ZM222 189V188H220ZM249 189V188H248ZM58 190V189H57ZM62 190V191H63ZM95 189H93L94 191ZM99 190V188L97 189ZM96 190V192H97ZM61 191V192H62ZM208 191V190H207ZM221 191V190H220ZM203 192V191H202ZM254 192V191H253ZM186 193V192H185ZM173 194V193H172ZM257 194V193H256ZM106 195V194H105ZM201 195V194H200ZM226 195V194H225ZM57 196V195H56ZM54 196V197H56ZM103 196V195H102ZM133 196V195H132ZM184 196V195H183ZM187 196V194H186ZM207 196V195H206ZM246 196V195H245ZM249 196V195H248ZM63 197V196H62ZM174 197V196H173ZM202 198V197H201ZM218 198V197H217ZM55 199V198H54ZM135 199V198H134ZM170 199V198H169ZM200 199V198H199ZM206 199V198H205ZM58 200V199H57ZM263 200V199H262ZM4 199L2 200V203H3ZM65 201V200H64ZM208 201V200H207ZM229 201V200H228ZM39 203L38 205L40 206H36L35 204L36 203ZM99 202V201H98ZM173 202V201H172ZM202 202V201H201ZM205 202V201H204ZM227 202V201H226ZM263 202V201H262ZM16 204H20V208H25L29 213L33 214L32 217H27L29 220H27V224H24L23 227H21V225L23 224H20L19 226V221H21L22 218H20V216H18V213H16V210L17 208H15V205ZM55 204V203H54ZM67 204V203H66ZM200 203H198V206H199ZM211 204V203H210ZM225 204V203H223ZM59 205V203H58ZM69 206V204H67ZM175 205V204H174ZM220 205V204H219ZM218 205V206H219ZM228 205V204H227ZM262 205V204H261ZM53 206H56V205H53ZM204 206V204L202 205ZM210 206V205H209ZM214 206V204H213ZM231 206V205H230ZM221 207V206H219ZM218 207V208H219ZM171 208V207H170ZM175 208V207H174ZM199 208H201L199 206ZM198 208V209H199ZM258 208V207H257ZM19 209V208H18ZM264 209V208H263ZM101 210V209H100ZM201 210V209H200ZM207 210V209H204L203 212ZM212 210V209H211ZM224 210V209H223ZM261 210V209H260ZM220 214L223 215V212L225 211H222L219 209ZM218 211V212H219ZM45 212V211H43ZM181 212V211H180ZM197 212V210H196ZM201 212V211H200ZM198 212V213H200ZM57 213V214H56ZM198 213L195 214V218H197L198 216ZM208 213V212H207ZM26 214V213H25ZM44 214V213H43ZM46 214V213H45ZM181 214V213H180ZM211 214V213H210ZM226 214V212H225ZM225 214H224V217H225ZM30 215V214H29ZM95 215V214H94ZM98 215V214H97ZM227 215V214H226ZM44 216H50V215H44ZM43 216V217H44ZM176 216V218L179 216H177L176 214L174 215ZM21 217H24L21 215ZM42 217V219H43ZM93 217V216H92ZM95 217V216H94ZM206 217V216H205ZM204 217V218H205ZM37 218V219H36ZM198 219H200V216L198 217ZM212 219V218H211ZM228 219V217H227ZM230 219V218H229ZM228 219V221H229ZM23 220V219H22ZM48 220V219H47ZM46 220V222H48ZM50 220V219H49ZM93 220V221H92ZM97 220V219H96ZM176 220V219H175ZM203 220V219H202ZM226 220V219H224ZM232 220V219H231ZM57 221V220H56ZM98 221V220H97ZM197 221V219H196ZM211 221V220H210ZM227 221V220H226ZM45 224H49L46 223ZM52 222V221H51ZM59 222V223H60ZM178 222V219L177 221ZM180 222V221H179ZM178 222V223H179ZM58 223V221H57ZM60 223V224H61ZM178 223H174L172 227H170L168 230H167V233L171 234L170 237V240H169V243L168 245H170L171 247V251H172V257L173 259H180V260H187V264H204V261L203 260H199L197 259V257L195 256V254H193V249L192 247H189V244L186 246V245H182V243L180 244V242L178 241L177 239V235L178 234H181L182 232H180V229L183 230V228H179L178 226ZM196 223H200V220L197 221ZM229 223V222H228ZM262 224H264L263 222H261ZM184 224V223H183ZM202 224V223H201ZM206 224V223H205ZM232 224V223H231ZM180 225V223H179ZM225 225V224H224ZM227 225V224H226ZM48 226V225H47ZM59 226V224H58ZM168 226V225H167ZM223 226V225H222ZM232 226V225H230ZM263 226V232H264V225ZM49 227V226H48ZM91 227V228H92ZM181 227V226H180ZM224 227H227V226H224ZM229 227V226H228ZM234 227V226H233ZM59 228V227H58ZM61 228V227H60ZM232 228V227H231ZM46 229V230H44ZM62 229V228H61ZM187 229V228H185ZM219 229V228H218ZM220 229H223L222 231L224 232V228H220ZM227 229V228H226ZM225 229V230H226ZM21 230V231H20ZM44 230V231H43ZM207 230V229H206ZM244 230V229H243ZM6 231V230H5ZM201 231V230H199ZM228 231V230H226ZM225 231V232H226ZM262 231V230H261ZM44 232V233H43ZM97 232V231H96ZM61 233V234H59ZM205 234V233H204ZM236 234V233H235ZM186 235V234H184ZM216 235V234H215ZM232 235V234H231ZM230 235V236H231ZM264 235V234H263ZM190 236V235H189ZM220 236V234L216 235L215 237H218ZM229 236V237H230ZM181 237V236H180ZM193 237V235H192ZM192 237H189V242L188 243H192L195 239L192 240ZM194 238V237H193ZM221 238H224L223 237V234H222V237ZM168 240V239H167ZM180 240V239H179ZM216 241V239H213ZM226 240V239H225ZM96 241V240H95ZM208 241V240H207ZM98 242V241H97ZM195 242V241H194ZM196 242H198L196 240ZM218 242V241H216ZM184 243V242H183ZM187 243V241H186ZM264 243V242H263ZM13 244V243H12ZM220 244V243H219ZM98 245V244H97ZM191 245V244H190ZM198 244L195 245V247L197 246ZM200 245V244H199ZM221 245V244H220ZM11 246V245H10ZM207 246V245H206ZM251 246V245H250ZM254 246V245H253ZM195 247H194V250H195ZM219 247V246H217ZM255 247V246H254ZM17 248V247H16ZM250 248V247H249ZM11 249V248H10ZM95 249V247H94ZM197 250H200L198 247L196 248ZM203 249V248H202ZM256 249V248H255ZM251 249V250H248L249 253L251 255H254V257L256 256L257 257H263L264 255V251H262L261 249ZM220 250V249H219ZM13 251V249H12ZM95 252V251H94ZM170 252V251H169ZM244 252V251H243ZM2 253V252H1ZM17 253V251L15 252ZM245 253V252H244ZM201 254V253H200ZM249 254V255H250ZM225 255V258L229 259V256L231 254H224ZM248 255V256H249ZM201 257V256H200ZM204 257V256H203ZM202 257V258H203ZM249 258V257H248ZM251 258V257H250ZM20 259V258H19ZM205 259V258H204ZM227 259V260H228ZM247 259V258H246ZM263 259V258H261ZM228 260V261H229ZM244 260V259H243ZM254 261V259H253ZM261 261V260H259ZM242 262V261H241ZM108 263V262H107ZM231 263V262H230ZM229 263V264H230ZM106 264V263H104ZM186 264V263H185ZM242 264V263H241ZM245 264V263H244Z\"/></svg>",
	"mask_w": 264,
	"mask_h": 264
}]
</instances>
